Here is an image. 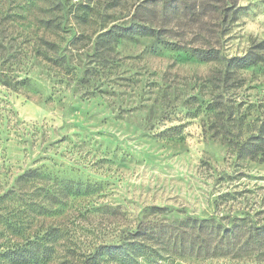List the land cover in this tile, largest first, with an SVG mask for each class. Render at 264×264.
Listing matches in <instances>:
<instances>
[{"label": "rangeland", "instance_id": "1", "mask_svg": "<svg viewBox=\"0 0 264 264\" xmlns=\"http://www.w3.org/2000/svg\"><path fill=\"white\" fill-rule=\"evenodd\" d=\"M143 1L54 0L25 13L0 0V264H46L2 253L30 255L49 229L47 264H89L137 230L152 264H264V0L213 12L212 34L188 20L163 36L260 57L241 71L151 38H100ZM211 219L222 228H201ZM239 219L244 228L224 231Z\"/></svg>", "mask_w": 264, "mask_h": 264}, {"label": "trees", "instance_id": "2", "mask_svg": "<svg viewBox=\"0 0 264 264\" xmlns=\"http://www.w3.org/2000/svg\"><path fill=\"white\" fill-rule=\"evenodd\" d=\"M11 1V0H9ZM21 12L27 13L30 11V3L39 4V2L45 3L54 0H15ZM57 4H63L61 0H57ZM223 6H212L208 3V0H145L141 3H137L134 8L133 15L131 16L129 22L124 26H117L111 30L106 31L101 34V37L107 38L111 42H116L117 39L128 38L132 39L135 37L141 38H151L160 44H165L167 47L173 50H186L189 56L196 58L202 62L211 63L219 62L225 65V68L241 71L242 69L253 67L257 64L260 57L255 54L246 52L241 57L223 58L221 56V51L216 43L209 42L205 40L203 35H195L196 37L192 42H186L183 38L181 40L184 44H181L180 40L175 41L172 36V42L165 41L163 39L164 35H175L176 30L181 22L191 21L190 25H196L198 28L206 29L209 34L214 33V27L211 23L205 21L206 18H210L213 12L219 11L223 12L229 10L237 5V0H219ZM79 9V8H77ZM81 15L79 19L84 20V16L89 13L88 7H82ZM189 20V21H188ZM195 46H191L194 45ZM3 82L8 85V80L5 76H2ZM264 123V122H263ZM263 130V132H262ZM261 134L257 136L256 139H264V124L262 125ZM249 141V140H247ZM245 142L240 147L242 150L246 149L248 142ZM35 172L29 171L22 178L35 177ZM78 189L73 192L76 195ZM162 208L153 207L149 210L151 214L161 212ZM213 220H203L201 221V228H222L220 224L214 225ZM242 222V219H239ZM231 229L224 228L225 232H231L234 228L242 227L246 225L243 224H232ZM9 231H12L13 227L11 225L7 226ZM257 230L258 235L264 233V225L260 226ZM55 230L49 229L45 232V235H36L33 241H28L26 245L32 246L33 250L31 254L25 255L16 246L6 247L2 254H5L8 258H14V260L19 262L33 261L36 262H50L51 255L53 254L52 244L56 243L58 235ZM45 241V242H44ZM151 239L146 231L137 230L134 232H129L120 244L101 246L96 249L91 257L87 260L89 264H103L110 262L112 264H152L154 263V258L156 256V251L149 245ZM152 260V261H151ZM87 264V263H86Z\"/></svg>", "mask_w": 264, "mask_h": 264}]
</instances>
